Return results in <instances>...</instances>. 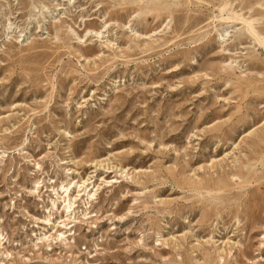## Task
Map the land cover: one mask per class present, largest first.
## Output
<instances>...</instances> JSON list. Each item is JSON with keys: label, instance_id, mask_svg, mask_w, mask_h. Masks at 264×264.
I'll return each mask as SVG.
<instances>
[{"label": "rangeland", "instance_id": "obj_1", "mask_svg": "<svg viewBox=\"0 0 264 264\" xmlns=\"http://www.w3.org/2000/svg\"><path fill=\"white\" fill-rule=\"evenodd\" d=\"M0 264H264V0H0Z\"/></svg>", "mask_w": 264, "mask_h": 264}, {"label": "bare ground", "instance_id": "obj_2", "mask_svg": "<svg viewBox=\"0 0 264 264\" xmlns=\"http://www.w3.org/2000/svg\"><path fill=\"white\" fill-rule=\"evenodd\" d=\"M66 192H67V189H65L64 193H66ZM65 195H66V194H65ZM88 196H89V197H90V196L93 197L94 194H89ZM59 198H60V197H59ZM64 198L69 199L68 195H66ZM66 199H63L62 202L65 203V202H66ZM89 199H90V198H89ZM67 201H69V200H67ZM71 207H72V203L68 202V203L66 204V206H64V210H65V212H66V213L70 212ZM59 236H60V237H64V233H59Z\"/></svg>", "mask_w": 264, "mask_h": 264}]
</instances>
